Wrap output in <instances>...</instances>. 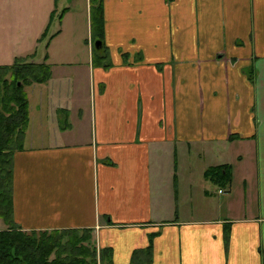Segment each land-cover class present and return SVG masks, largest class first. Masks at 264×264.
I'll use <instances>...</instances> for the list:
<instances>
[{
    "label": "crops",
    "instance_id": "crops-1",
    "mask_svg": "<svg viewBox=\"0 0 264 264\" xmlns=\"http://www.w3.org/2000/svg\"><path fill=\"white\" fill-rule=\"evenodd\" d=\"M101 4L97 52L91 0H0V56L51 68L14 223L90 229L112 264H264V0Z\"/></svg>",
    "mask_w": 264,
    "mask_h": 264
},
{
    "label": "trees",
    "instance_id": "trees-1",
    "mask_svg": "<svg viewBox=\"0 0 264 264\" xmlns=\"http://www.w3.org/2000/svg\"><path fill=\"white\" fill-rule=\"evenodd\" d=\"M91 2L93 34L95 40H99L102 39L104 32L103 8L101 0H91ZM37 64L24 57L18 58V61L16 60L13 65H0V217L9 226L6 230H0V264H96L95 261L92 262L85 256L77 257L72 252L79 243L87 241V238L79 237L81 230L28 231L23 230L13 221V154L22 147L23 136L30 117L25 86L33 82L48 80L51 74L48 64L44 62L41 65ZM45 66L47 75L41 78L42 72L40 71ZM32 70H35L39 75L33 74L34 77H32ZM8 72L13 74L12 80H9L7 76H5L7 78L2 76ZM7 110L12 111L10 116L7 115ZM215 170L218 173L217 179L226 174L222 169L214 167L208 172ZM82 231L88 234L92 233L90 229ZM36 235L39 237L37 238ZM66 237L67 239H65ZM54 251H56V255L50 259ZM106 252L101 255L103 264H106L110 258ZM135 258H137L136 255H134L133 264L143 263V259L139 262ZM108 264H112V262L109 261Z\"/></svg>",
    "mask_w": 264,
    "mask_h": 264
},
{
    "label": "rangeland",
    "instance_id": "rangeland-1",
    "mask_svg": "<svg viewBox=\"0 0 264 264\" xmlns=\"http://www.w3.org/2000/svg\"><path fill=\"white\" fill-rule=\"evenodd\" d=\"M5 25H4V29H6L7 27H10L8 24H6V23H4ZM0 25H1V21H0ZM18 28H19V26H16L15 28H12V32L13 33H16L17 32V30H18ZM26 34L27 33H21L20 35H19V42H21V41H23L24 39H25V36H26ZM94 42H95V40H94ZM93 42V46H94V49H95V51H97L98 52V47H96V42L94 43ZM17 51H18V49H17ZM8 52V55H6V54H2L1 56H0V65H8V64H10V65H13L15 62H16V60L18 61V58L19 59H21V58H24V54L23 53H16V55H15V57H13L14 56V54L13 53H11V49H9V51H7ZM28 58V61H33V60H31V57H27ZM36 63H38L37 65H41L44 61H38V60H34ZM33 61V62H34ZM109 61V60H108ZM44 63H46V62H44ZM43 68V67H42ZM46 69V66L43 68V70H41L40 72H42V74H41V78L42 77H45L46 75H47V71L45 70ZM32 77H34L33 76V74H37V75H39V73H36V71L34 70H32ZM3 77H5V76H7L8 77V79L9 80H12L13 79V74L11 73V72H8V73H6L5 75H2ZM7 77H5V78H7ZM36 77H38V76H36ZM15 78V77H14ZM46 81V80H45ZM22 83V82H21ZM33 83H37V82H33ZM26 85H28V84H26ZM25 87H27V86H25ZM10 110H7L6 111V113H7V115H9L10 116V114L12 113V111H10ZM29 136V135H28ZM26 137H27V135H26V133L24 134V136H23V139H24V141H27V140H29L28 138H27V140H26ZM18 145H20V144H18ZM0 179H1V176H0ZM3 180V179H2ZM1 180V181H2ZM216 184V183H215ZM214 185V184H213ZM214 187H217V185H215ZM3 227H5V222H4V220H2L1 218H0V228H3ZM9 227V226H8ZM37 236V238L39 237V235H36ZM79 237H83V238H87V241L86 242H81V243H79L75 248H73V254H75V255H77V257H79V256H85L86 257V259L88 258V259H90V261H95L96 262V264H103V262H102V258H101V255H103V253L104 252H106L104 249L103 250H101L100 251V249H99V247H97L95 244H94V242H93V239H94V237H93V233H91V234H88L87 232H83V231H81L80 233H79ZM65 239H67V237L65 238ZM80 247H82V248H80ZM78 254H80V255H78ZM55 255H56V251H54L52 254H51V256H50V259H52V258H54L55 257ZM106 264H108V262H106Z\"/></svg>",
    "mask_w": 264,
    "mask_h": 264
},
{
    "label": "water",
    "instance_id": "water-1",
    "mask_svg": "<svg viewBox=\"0 0 264 264\" xmlns=\"http://www.w3.org/2000/svg\"><path fill=\"white\" fill-rule=\"evenodd\" d=\"M95 42H96V43H95V44H96V47H100V45H101V40H96Z\"/></svg>",
    "mask_w": 264,
    "mask_h": 264
}]
</instances>
